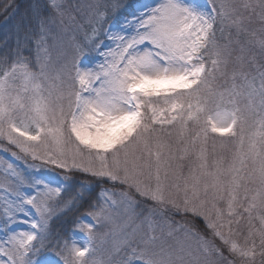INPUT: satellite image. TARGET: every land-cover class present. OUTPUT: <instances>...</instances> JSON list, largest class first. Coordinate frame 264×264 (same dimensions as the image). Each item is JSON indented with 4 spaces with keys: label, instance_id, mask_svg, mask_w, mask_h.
Here are the masks:
<instances>
[{
    "label": "snow or ice",
    "instance_id": "1",
    "mask_svg": "<svg viewBox=\"0 0 264 264\" xmlns=\"http://www.w3.org/2000/svg\"><path fill=\"white\" fill-rule=\"evenodd\" d=\"M253 15L264 0H28L0 43V264H235L217 240L264 264V70L238 57L214 107L205 94L225 29ZM210 133H239L227 165L209 163Z\"/></svg>",
    "mask_w": 264,
    "mask_h": 264
},
{
    "label": "rangeland",
    "instance_id": "2",
    "mask_svg": "<svg viewBox=\"0 0 264 264\" xmlns=\"http://www.w3.org/2000/svg\"><path fill=\"white\" fill-rule=\"evenodd\" d=\"M20 1L24 0H19V2ZM243 2L244 0H236L237 4H242ZM250 2L255 4L257 3V0H250ZM26 6L27 3L24 6L18 3L15 6L16 12L14 16L12 15L13 10L11 12L5 13V19L0 26V43H2L4 40V25L7 24L10 26L16 20H19L20 15L24 12ZM257 12H259V9H257ZM244 28L246 31H242L240 33H237L234 27L231 29L226 28L224 37L218 41L221 45L227 44L229 41H231V56L229 57L227 67L225 69V75L221 76L217 74L215 80L210 78L209 91L205 93L208 97L209 107H214V102L218 99V97L213 93L222 91L225 88H231L233 84L232 73L234 70L238 71L241 66L238 57H243L244 71L249 72L251 75H256L258 69L264 70V50L260 48L258 43L260 40H264V22H261L258 16L253 15L251 22L245 21ZM217 35H219V33H217ZM237 41H239V43H237ZM241 48H243V52L241 51ZM242 82V79L237 76L235 83L240 85ZM256 83L258 86L259 80H257ZM175 131L176 130H173V142L175 141ZM253 131L254 127L252 126V122L250 120L245 126V145L243 150H246L247 148V136ZM238 150H240L239 133L236 137H231L230 135L222 137L219 134H209L207 141V151L210 164L214 159L223 158L225 165H227V163L231 161L233 155ZM0 155L7 156L8 154L0 153ZM177 155H179V153H177ZM8 158L11 159L10 156ZM177 163L183 164V174L186 176L188 174L189 167L195 166L197 161L195 155H189L187 159L184 161H177ZM21 166L23 167V165ZM105 186L110 187V185L107 184ZM176 219L179 220L180 218L176 217ZM177 238L183 239V235L181 233H177ZM77 239L79 243L88 242L86 233H80ZM232 239H235L240 244L244 243L242 237L234 236ZM106 241L107 238L104 235V230H100L95 233L94 238L91 241V246L96 249L95 258L97 260L105 258V249L108 247V243ZM169 242L175 244V239L170 240ZM226 254L227 253H224V255L227 257ZM257 259L259 260V257ZM229 260H234L235 264H241L239 257H231Z\"/></svg>",
    "mask_w": 264,
    "mask_h": 264
},
{
    "label": "trees",
    "instance_id": "3",
    "mask_svg": "<svg viewBox=\"0 0 264 264\" xmlns=\"http://www.w3.org/2000/svg\"><path fill=\"white\" fill-rule=\"evenodd\" d=\"M28 2V0H24V1H20L19 0H0V26L2 25V22L5 19V13L7 12H11L13 10V7H15L18 3H20L22 6H24L26 3ZM13 5V7H8L9 5ZM7 8V11H4V9ZM220 36V34L218 35V37ZM79 215V213H70L69 216L67 218H61L59 220L54 221L53 223V228L57 231H59L61 234H66L70 231L71 229V224L69 223V221L74 218L75 216ZM179 217V216H177ZM180 218V217H179ZM186 219H191V217H187ZM201 229H203V224L202 221L199 219H196L194 221ZM216 243L218 245H220V247L222 248V250L224 251V253H227V257L229 259H231V255H229L227 247L224 246L223 244H221V242L219 240L216 241Z\"/></svg>",
    "mask_w": 264,
    "mask_h": 264
}]
</instances>
